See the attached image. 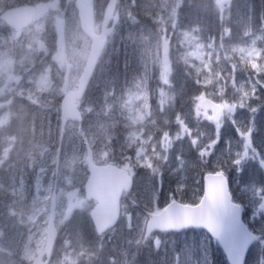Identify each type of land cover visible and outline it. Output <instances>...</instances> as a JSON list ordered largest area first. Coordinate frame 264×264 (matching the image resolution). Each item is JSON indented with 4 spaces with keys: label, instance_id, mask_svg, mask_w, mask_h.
<instances>
[{
    "label": "rangeland",
    "instance_id": "1",
    "mask_svg": "<svg viewBox=\"0 0 264 264\" xmlns=\"http://www.w3.org/2000/svg\"><path fill=\"white\" fill-rule=\"evenodd\" d=\"M202 1L144 0L143 11L154 17L157 33L143 25L137 47L142 58L148 60L147 71L152 78H147L145 70L143 76L136 78L125 90L124 99L119 102V111L124 116H111L109 120L103 116L99 118L98 114L106 115L109 105L97 107L87 101L84 106L91 109L87 115L88 125L94 126L87 137L97 145V158L105 160L110 144H107L108 129L114 130L121 124L124 128L132 127L134 134L144 131V140L149 143L152 139L151 147L143 148L144 153H138L130 160L146 165L147 172L151 171L157 180L167 170L170 175H178L182 182L177 189L181 190L188 177L186 168L190 167V195L179 197L180 200L200 198L197 182L204 171L198 170L212 168L229 173L231 191L235 200L245 208L247 224L253 231L264 233V0H252L248 5L244 0H206V5L217 3L216 9H223L224 17L235 25L233 30L227 29L218 37L205 33V22L199 24L198 7ZM12 2L14 0H0V8ZM102 5L104 8L106 0L97 3L98 9ZM244 14L248 16L245 18ZM129 15L127 9L120 6L115 18L122 20ZM2 25L4 23L0 21ZM89 46L90 41L82 34L78 49L81 66L75 77L71 73L68 75L72 87L82 71ZM190 76L200 88L189 96L186 78ZM152 82L153 87L149 89ZM40 84L46 87L45 81ZM204 97L224 106L218 121L199 109L198 102ZM53 123L54 119L52 130ZM72 125L67 127L65 152L69 153L78 152L81 145ZM249 128L252 130L251 147L245 141ZM97 136L99 141L95 140ZM125 136L129 137L128 134ZM114 150V147L109 149ZM185 156L190 158V163ZM47 163L49 169L44 181L39 182L36 176L33 177V195L30 197L22 191L23 175L15 177V187L26 197H40L46 211L55 179L51 161L47 159ZM86 176L85 167L75 181L62 184L58 181L57 186V203L63 204L62 208L57 206V215L62 212L71 217L58 243L67 239L69 249L78 254V264H160L156 261L157 256L162 262L167 258L169 264H204L199 252L201 234L194 242L185 238L183 233H152L144 239L146 213L159 202L172 199L168 191H158L153 196L145 190L141 198L126 199L124 204L128 205L131 215L122 210L118 225L97 237L87 207L82 204L81 191ZM8 183H11L10 179ZM159 184L167 185V181H157ZM36 188H39L38 194ZM6 211L7 202L0 201V227ZM177 241L178 247L175 246ZM3 242L4 237H0V247ZM163 244L172 245V252L161 249L159 245ZM101 249H109V262L99 253L92 257ZM143 249L148 252L144 258L141 256ZM131 250H134V256L130 254ZM258 252L255 246L246 264H263ZM119 255L123 256L120 261Z\"/></svg>",
    "mask_w": 264,
    "mask_h": 264
},
{
    "label": "clouds",
    "instance_id": "2",
    "mask_svg": "<svg viewBox=\"0 0 264 264\" xmlns=\"http://www.w3.org/2000/svg\"><path fill=\"white\" fill-rule=\"evenodd\" d=\"M30 8L37 14L28 24L0 26V126H7L0 130V201L7 202L0 264H78L67 239L58 243L71 217L61 212L53 220L40 197H26L15 187V177L27 176L37 156L51 161L53 186L75 181L86 167L88 151L65 152L61 159L50 130L53 117L57 127L63 120L65 80L81 66L79 5L77 0H33ZM78 107L81 120L91 112L83 101ZM78 126L73 122V129ZM131 188L130 177L121 194ZM121 207L131 215L127 204Z\"/></svg>",
    "mask_w": 264,
    "mask_h": 264
},
{
    "label": "water",
    "instance_id": "3",
    "mask_svg": "<svg viewBox=\"0 0 264 264\" xmlns=\"http://www.w3.org/2000/svg\"><path fill=\"white\" fill-rule=\"evenodd\" d=\"M77 2L79 5L81 28L93 39V44L85 71L79 80L77 91L66 95L62 103L63 116H68L73 119L78 118L79 116L76 110L75 100L81 98L104 46L106 40L105 27L114 10L115 0H110L106 7L104 16L105 20L100 35H96L93 32L92 0H77ZM65 86L66 85H64V87ZM202 107L205 109L211 108L217 114L220 112V109L208 100L202 101ZM104 170L105 171L90 167L92 175L86 183L87 197L96 198L100 202L99 206H97V208L91 213L98 232L113 225L116 222L119 213L118 196L120 189L116 186L117 177H110L108 168H104ZM207 180L209 181L208 189L211 191L212 195L217 197L223 204V208L221 209L223 217L219 222L213 224L217 229L216 237L219 238L224 250L228 251L232 263L242 264L245 244H249L253 237L248 234L242 225L237 226V224H240V212H237L236 207L230 203V196L227 193L226 182L223 179L214 181V178L211 176L207 177ZM53 209L54 204L51 207L52 219L54 216ZM202 212L204 211L198 208L186 210V214L193 218H197ZM152 223L154 224V221ZM155 226L158 225L156 224ZM149 229L150 227H148V230Z\"/></svg>",
    "mask_w": 264,
    "mask_h": 264
},
{
    "label": "trees",
    "instance_id": "4",
    "mask_svg": "<svg viewBox=\"0 0 264 264\" xmlns=\"http://www.w3.org/2000/svg\"><path fill=\"white\" fill-rule=\"evenodd\" d=\"M117 47L115 50V56L111 58V61L109 62V65L105 67V77L110 78L113 75L117 76V79L123 83H126L127 80L125 77H121V72L123 71V66L126 62H128L127 54H128V49L123 43H118V44H111L110 49L106 52L108 54L109 52L113 51L112 46ZM102 68V65H100L99 69ZM120 76V77H118ZM121 79V80H120ZM92 86H90V89H88L90 92Z\"/></svg>",
    "mask_w": 264,
    "mask_h": 264
}]
</instances>
